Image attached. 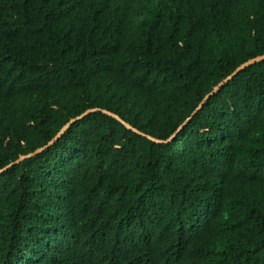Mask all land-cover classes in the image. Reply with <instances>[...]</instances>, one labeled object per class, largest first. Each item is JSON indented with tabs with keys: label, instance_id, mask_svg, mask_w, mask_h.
<instances>
[{
	"label": "trees",
	"instance_id": "trees-1",
	"mask_svg": "<svg viewBox=\"0 0 264 264\" xmlns=\"http://www.w3.org/2000/svg\"><path fill=\"white\" fill-rule=\"evenodd\" d=\"M263 54L264 0H0V264H264V61L184 123Z\"/></svg>",
	"mask_w": 264,
	"mask_h": 264
},
{
	"label": "water",
	"instance_id": "water-1",
	"mask_svg": "<svg viewBox=\"0 0 264 264\" xmlns=\"http://www.w3.org/2000/svg\"><path fill=\"white\" fill-rule=\"evenodd\" d=\"M261 61H264V54L263 55H259V56H256L254 58H251L249 60H247L246 62L240 64L238 67H236L232 73H230L227 77H225L224 79H222L220 82H218L212 89V91L210 93H208L204 98L203 100L200 102V104L198 105V107L191 113L190 117L188 119L185 120L184 123H186L189 119H191V117L197 112V110L202 106L204 100L210 96L214 91H216L218 88H220L225 82L229 81L232 77H234L236 74H238L242 69H244L245 67L249 66V65H252L254 63H257V62H261ZM94 111H102L103 113L105 114H109V115H113L115 118H117L118 120H120L127 128H131L129 124L125 123L123 120H121L117 115H114L104 109H99V108H90V109H87L85 110L81 115L77 116L76 118H73L71 120H69L65 125H63L59 131L55 134V136L53 138L50 139V141H48L47 144H45L44 146L36 149L33 153H30V154H27V155H22V156H19V158L15 161V163H18L20 162V160H22L23 158H26L28 156H31L33 154H37L39 153L40 151H42L43 149L49 147L51 144H53L54 142H56L63 134L64 132L67 130V128L78 118L80 117H83L91 112H94ZM136 131V130H135ZM143 134V133H142ZM145 135V134H143ZM147 138H149L150 140L154 141V142H159V143H163V142H167L169 139H171L174 135H172L171 137H169L168 139L166 140H160V139H156V138H153L151 136H148V135H145ZM8 167V166H7ZM6 168V167H5Z\"/></svg>",
	"mask_w": 264,
	"mask_h": 264
}]
</instances>
